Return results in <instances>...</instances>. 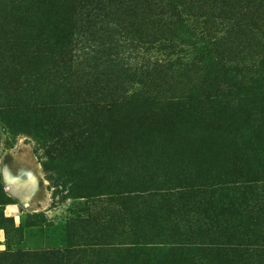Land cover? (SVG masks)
Returning <instances> with one entry per match:
<instances>
[{"label": "rangeland", "instance_id": "1", "mask_svg": "<svg viewBox=\"0 0 264 264\" xmlns=\"http://www.w3.org/2000/svg\"><path fill=\"white\" fill-rule=\"evenodd\" d=\"M50 2L0 0V264H158L171 249V221L192 226L203 209L191 197L179 212L166 215L164 209L153 219L151 196L166 188L189 191L200 159L179 151L182 158L171 153L167 169H154L152 151L134 149L140 139L118 133V100L134 97L130 109L145 102L138 107L147 116L159 113L154 104L171 101L172 109L191 111L214 95L228 108H252L257 100L244 94L264 77V0H140L141 10L112 9L106 32L75 42L100 51L97 58H119L126 71L109 67L112 82L93 88L74 131L42 133L25 111L28 102L55 100L69 108L61 104L69 98L56 90L52 70L33 66L36 51L50 41L42 16ZM146 64L144 74L133 75ZM93 69L85 68L78 82L88 81ZM17 82L46 99L18 105ZM117 82L122 85L114 93ZM260 155L250 161H257L264 179ZM178 159L187 167L177 170ZM224 255L217 256L219 264Z\"/></svg>", "mask_w": 264, "mask_h": 264}, {"label": "trees", "instance_id": "2", "mask_svg": "<svg viewBox=\"0 0 264 264\" xmlns=\"http://www.w3.org/2000/svg\"><path fill=\"white\" fill-rule=\"evenodd\" d=\"M46 5L49 6L42 16L50 26V41L36 51L33 66L38 70L40 67L52 70L56 77L54 82L58 84L56 90L69 98L61 104L69 108H62L51 100L40 104L28 102L29 108L25 111L32 115L31 121L39 132L46 133L59 127H71L74 131L75 123L83 121L80 108L85 107L86 110L90 106L89 101L96 92L93 88L112 82L110 76L113 74L109 67L117 68L119 72L127 69L119 58H97L100 51L88 47L79 49L77 45L80 42L75 41L93 40L100 32H106L105 27L112 23L111 10L117 11L120 5L128 10H141L140 0H51ZM76 36L79 38L75 39ZM100 47L97 45L95 48ZM84 50L95 53V57L88 58ZM102 50L105 51L104 48ZM149 66L139 67L140 71L135 69L137 71L133 75L136 76L137 72L144 74ZM85 68H94L91 73H86L90 79L78 82ZM143 68L146 69L141 71ZM65 82L68 89L63 90ZM19 84L21 88L13 97L18 105L30 97L46 99L45 94L23 89L25 83H16L17 86ZM121 85L117 82L111 90L116 93ZM244 95L257 100L251 102L252 108H228V101L218 95L211 97L214 101L208 102L215 104L213 110L205 108L208 103L197 104L188 111L172 109L167 105L171 101L163 105L152 102L159 108V113L154 114L157 117L139 111L138 106L146 105L145 102L130 109L128 100L133 101L134 97L120 96L117 131L140 139L141 144L134 149L152 151L149 163L154 169L161 172L162 168L167 169L171 153L182 158L177 153L179 151L190 150L200 159L192 177L197 184L189 191L182 192L179 187L178 190L166 188L151 196L152 210L157 214L164 209L166 215L177 213L191 197L203 209V218L192 226H180L179 221H171L174 227L170 235L172 243H168L171 249L158 264H219L217 256L222 251L225 255L220 264H264V179L257 161H250L254 153L261 154L264 160V112L257 111L264 105V77L255 80ZM178 163L177 170H181L183 165L187 167L179 159ZM42 168L45 172L44 164ZM82 189L88 190V187ZM157 214L152 216L153 219L160 217ZM214 240L221 243H214Z\"/></svg>", "mask_w": 264, "mask_h": 264}]
</instances>
